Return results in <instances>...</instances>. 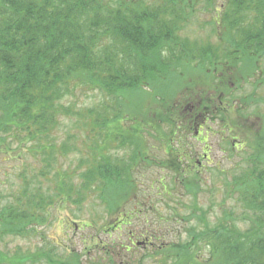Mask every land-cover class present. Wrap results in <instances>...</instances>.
Listing matches in <instances>:
<instances>
[{
	"label": "trees",
	"instance_id": "obj_1",
	"mask_svg": "<svg viewBox=\"0 0 264 264\" xmlns=\"http://www.w3.org/2000/svg\"><path fill=\"white\" fill-rule=\"evenodd\" d=\"M201 2L204 12H214L215 43L203 44L183 33ZM199 56L200 64L232 67L228 81L224 80L226 86L253 81V91L241 97L242 104L257 102L254 92L264 100V0H0V149L13 151V141H31L30 151L41 155L43 161L39 169L31 167L32 176H24L19 192L11 194L13 199L0 205V238L28 235L48 223V210L59 197L81 204L93 186L117 191L123 172L132 171L135 157L128 167V160L113 157L112 150L134 144L148 128L159 132V124L176 123V113L169 118L163 114L169 101L157 99L154 93L152 101L162 109L149 117L148 108L144 109L145 96L149 97L144 86L153 83L157 93L161 85L166 96L175 94L177 83L168 81L170 74L183 78L175 73L174 63ZM216 83L220 88L219 79ZM93 86L108 97L98 107L76 110V105L63 102L66 96ZM62 116L79 120L74 125L76 131L68 132L60 143L57 132ZM76 132L84 134L81 143L92 151L95 163L78 171L88 163L81 160L77 168L55 173V188H37V179L48 180L53 175L59 155L78 148L73 146L79 138ZM249 147V169L239 176L236 189L240 201L257 212L255 222L260 224L246 233L224 223L207 227L204 239L218 256L213 264H264V128ZM139 206L130 211L126 223L142 213ZM110 211L118 209L113 206ZM189 232L196 244L195 229ZM113 247L104 248L106 255ZM39 252L40 258L62 264L52 249ZM5 257L0 250V263ZM22 258L15 256L11 264L28 260ZM29 259L38 260L32 255ZM71 261L84 264L79 252ZM192 262L199 264L196 259Z\"/></svg>",
	"mask_w": 264,
	"mask_h": 264
},
{
	"label": "rangeland",
	"instance_id": "obj_2",
	"mask_svg": "<svg viewBox=\"0 0 264 264\" xmlns=\"http://www.w3.org/2000/svg\"><path fill=\"white\" fill-rule=\"evenodd\" d=\"M203 5L204 2L199 4L200 9L183 33L203 44L215 43L214 12H204ZM200 61L199 56L195 60L185 59L181 64L174 63L175 73L183 78L170 74L172 78L168 81L177 83L173 87L175 94L166 93V96L161 85L157 93L153 83L144 86L149 95L145 96L144 109L148 108L149 117L162 109L161 104L152 101L154 93L157 99L169 101L163 114L172 117L176 113V123L159 124V132L148 128L145 136L134 144L112 150L113 157L128 160V167L135 157L129 175L125 177L128 173L123 172L119 189L110 191L102 190L103 186L93 189V186L81 204L59 197L48 210V223L28 235L8 234L0 238V250L7 259L0 264H11L17 255L23 256L21 261L28 259L19 264H53L46 257H39V251L44 249H52L53 256L61 259L62 264H72L71 258L78 252L84 264H191L194 259L199 264H213L218 256L212 244L204 239L203 231L207 227L224 223L246 233L260 224L255 222L257 212L240 201L236 181L249 169L250 142L264 128L261 117L264 100L258 99L254 92L253 100L257 102L252 106L242 104L241 97L253 91V81L230 82L226 86L224 80L228 81L231 66L218 69L216 64H200ZM239 75L242 76L240 71ZM217 79L222 83L220 88H217ZM107 99L103 91L93 86L81 88L74 95L66 96L63 102L76 105L78 110L98 107ZM78 120L62 116L58 142L68 132L76 131L74 125ZM75 134L79 138L73 146L78 148L68 155H59L53 175L48 180L37 179V188L48 185L55 188L58 185L55 173L75 169L81 160L88 163L78 171H85L95 163L92 151L81 143L84 134ZM12 143L13 151L0 149V205L12 200V193L19 192L24 176H32L31 167L39 169L43 165L42 156L30 151L31 141ZM57 166L60 168L56 169ZM113 206L114 210L118 209L116 213L110 211ZM138 206L142 213L126 223L130 211L137 210ZM203 214L206 220L201 219ZM191 228L196 231V244L192 243ZM111 245L114 246L111 254L106 255L104 248ZM162 248L168 249L167 252H160ZM31 255L38 260L29 259Z\"/></svg>",
	"mask_w": 264,
	"mask_h": 264
}]
</instances>
